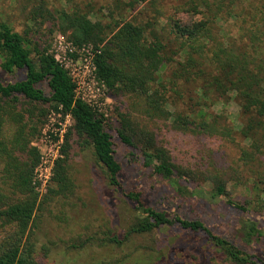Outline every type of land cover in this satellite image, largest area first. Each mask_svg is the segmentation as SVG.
<instances>
[{
	"label": "trees",
	"instance_id": "16d2710c",
	"mask_svg": "<svg viewBox=\"0 0 264 264\" xmlns=\"http://www.w3.org/2000/svg\"><path fill=\"white\" fill-rule=\"evenodd\" d=\"M144 1L133 0L132 9ZM227 1L229 6L243 2L215 0L214 17ZM40 15H46L45 20L54 17L58 30L75 46L92 44L101 50L96 58L97 74L112 95L133 97L148 117L169 120L174 130H197L234 140V129L226 128L223 117L212 118L206 106L233 93L239 99L243 119L239 133L247 143L236 147L240 155L237 161L249 167L264 157V26L247 29L249 41L238 47L218 40L205 21L173 24L185 56L166 81L164 72L174 64L176 53L169 56L167 46L158 36L152 38L145 25L93 21L79 9L60 10L54 16L39 6L32 19ZM0 59L2 74L11 77H0V166L4 180L0 187V264H41L59 247L50 243L52 246L43 245L39 252L32 231L40 208L32 186L40 157L34 140L48 113L47 109L40 112L44 105L58 114H70L74 120L55 170V189L47 196L64 197L73 189L69 147L75 137L80 146L93 150L109 186L137 213L124 229L111 225L65 242L67 256L98 247L115 252L113 258L99 264H212L216 252L226 264H264V208L253 210L249 203L234 200L223 174L181 165L165 132L151 131L128 114L117 113L119 128L116 136L111 135L105 116L76 99L69 72L49 48L5 22L0 24ZM189 86L195 88L200 109L185 115L177 109L173 95L184 98L181 90L189 93ZM122 149L127 153L130 175L150 174L140 188L131 189L123 183L128 173L120 157ZM203 178L212 183L210 190L203 185L196 191L190 188ZM6 190L15 202H4Z\"/></svg>",
	"mask_w": 264,
	"mask_h": 264
},
{
	"label": "rangeland",
	"instance_id": "374dc122",
	"mask_svg": "<svg viewBox=\"0 0 264 264\" xmlns=\"http://www.w3.org/2000/svg\"><path fill=\"white\" fill-rule=\"evenodd\" d=\"M132 2L133 0H0V24L3 22L9 24L14 31L27 36L35 43H40L42 47L47 46L54 55L59 45V35H62L66 41H70L69 36L58 30L54 17L45 20L47 16L40 15L33 20L32 15L38 11L39 6L51 11L54 16L60 10L79 9L86 12L93 21L100 20L106 24L134 21L139 25H145L152 38L154 35L158 36L167 46L169 56L173 52L176 53L173 56L174 64L168 66L164 72L163 78L166 81L172 76L175 66L184 61L185 56V52H181L179 48L178 36L175 35L173 24L193 25L205 21L218 40L238 47L248 43L247 29L264 26V0H243L231 6L227 1L226 5L223 4V11L221 10L215 17L216 9L213 6L215 0H146L136 4L135 9L131 7ZM253 9L256 10L253 12ZM1 63L0 59V77L5 80L10 79L9 75L2 74ZM187 89L189 93L181 90L185 95L184 98L180 95L174 96L172 93L177 109L185 115L200 109V102L193 94L195 88L189 86ZM101 94L102 104L99 113L105 116L106 130L111 135L116 136L119 128L117 113L128 114L134 121L151 131L165 132L171 151L181 165L197 171L223 174L229 194L234 200L243 204L249 203L253 210L264 208L262 196L264 157L253 163L254 165L250 164L249 167H244L242 162L237 161L240 155L236 147H245L247 143L239 133L243 119L240 114L239 99L233 93L206 104L212 118L221 116L226 128L234 129L235 139L229 141L220 136L219 138L200 134L197 130L195 132L174 130L170 128L171 121L148 117L136 99L127 95L114 96L107 87ZM41 109H47L48 113L42 118L43 123L40 124V132L34 143H39L43 129L52 117L58 118V113L49 108V105L42 106L40 112ZM73 127L74 122L69 128L67 137ZM77 141V138L72 137L69 147V172L73 180V189L66 196L55 199H53L54 195L47 196L50 189H55L53 182L47 193L41 195L35 191L39 197L40 208L34 217L32 231L37 236L38 251L40 252L43 245L52 246L50 243H58L59 246L52 249L48 259H43L41 264H99L101 260L113 258L115 253L113 250L98 247H88L79 256L77 254H72L74 255L72 257L67 256L66 251L64 253L66 250L64 243L109 229L111 225L115 229H124L137 214L136 210L109 186L93 150L80 146ZM126 154L122 149L120 157L128 173L124 176L123 183L131 189L136 186L140 188L141 185H145L150 174L130 175L131 166L125 160ZM204 178L196 182L197 184L194 183L197 186L191 185L190 188L195 190L196 187L203 185L210 190L212 183L205 182ZM3 182L2 166H0V187ZM6 192L8 198L4 199V202H15L10 192L7 190ZM213 255L215 259H212V264H226L224 258L217 252Z\"/></svg>",
	"mask_w": 264,
	"mask_h": 264
},
{
	"label": "built area",
	"instance_id": "2783aa9c",
	"mask_svg": "<svg viewBox=\"0 0 264 264\" xmlns=\"http://www.w3.org/2000/svg\"><path fill=\"white\" fill-rule=\"evenodd\" d=\"M58 48L54 57L69 72L75 84V97L99 112L101 92L106 88L97 74L96 58L101 50L92 44L81 47L66 41L62 35L58 37ZM74 122L70 114H58L43 129V136L34 146L39 151V162L34 170L32 186L39 194L48 192L59 160L63 157V149L70 126Z\"/></svg>",
	"mask_w": 264,
	"mask_h": 264
}]
</instances>
